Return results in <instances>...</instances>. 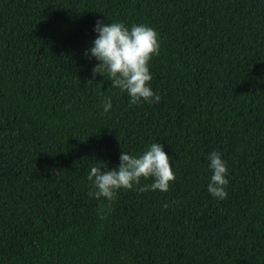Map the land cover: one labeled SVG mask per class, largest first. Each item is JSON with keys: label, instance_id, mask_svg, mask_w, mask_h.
Masks as SVG:
<instances>
[{"label": "trees", "instance_id": "trees-1", "mask_svg": "<svg viewBox=\"0 0 264 264\" xmlns=\"http://www.w3.org/2000/svg\"><path fill=\"white\" fill-rule=\"evenodd\" d=\"M97 18L155 29L158 103L93 76ZM155 140L168 191L119 189L99 219L87 170ZM0 264H264V0H0Z\"/></svg>", "mask_w": 264, "mask_h": 264}, {"label": "clouds", "instance_id": "clouds-1", "mask_svg": "<svg viewBox=\"0 0 264 264\" xmlns=\"http://www.w3.org/2000/svg\"><path fill=\"white\" fill-rule=\"evenodd\" d=\"M92 30L95 35L84 50V55L98 62L93 66V76L96 73L103 77L106 75L112 87L127 94L130 105L158 103L160 96L148 83L152 80L149 61L159 54L160 47L155 29L143 23L127 26L119 21L105 22L97 18ZM111 107V98L105 97L102 101L103 112H108ZM206 159V190L210 196L223 200L227 196L229 183L226 162L217 150L210 151ZM170 160L163 145L155 140L145 145L139 153L121 149L118 163L113 168L105 165L102 170L104 163L92 164L86 176L89 181L87 195L101 201L97 209L99 219L103 220L110 212V205L119 189L167 192L169 182L175 179ZM142 177L145 180L151 178V182L141 184Z\"/></svg>", "mask_w": 264, "mask_h": 264}]
</instances>
